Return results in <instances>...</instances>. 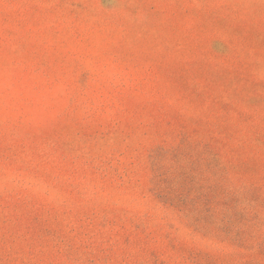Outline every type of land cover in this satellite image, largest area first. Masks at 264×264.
<instances>
[{
    "label": "rangeland",
    "instance_id": "rangeland-1",
    "mask_svg": "<svg viewBox=\"0 0 264 264\" xmlns=\"http://www.w3.org/2000/svg\"><path fill=\"white\" fill-rule=\"evenodd\" d=\"M0 264H264V0H0Z\"/></svg>",
    "mask_w": 264,
    "mask_h": 264
}]
</instances>
